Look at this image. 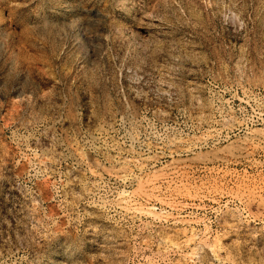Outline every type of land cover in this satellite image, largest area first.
Segmentation results:
<instances>
[{
    "label": "rangeland",
    "instance_id": "obj_1",
    "mask_svg": "<svg viewBox=\"0 0 264 264\" xmlns=\"http://www.w3.org/2000/svg\"><path fill=\"white\" fill-rule=\"evenodd\" d=\"M0 264H264V0H0Z\"/></svg>",
    "mask_w": 264,
    "mask_h": 264
},
{
    "label": "bare ground",
    "instance_id": "obj_2",
    "mask_svg": "<svg viewBox=\"0 0 264 264\" xmlns=\"http://www.w3.org/2000/svg\"><path fill=\"white\" fill-rule=\"evenodd\" d=\"M80 26H82V27H80ZM71 28V27H70ZM72 28H73V30L74 31H77L79 28H82L81 29V31L80 32H78V36L82 33V32H84L85 34H86V28H85V25L82 23V22H80V23H73L72 24ZM80 33V34H79ZM203 117H205V116H203ZM202 116H201V118H200V120L203 118ZM225 119V118H224ZM205 120V119H204ZM208 120V119H207ZM219 121V120H218ZM223 121V123H224V120H222ZM231 121V120H230ZM220 122H221V120H220ZM219 122V123H220ZM225 123H226V120H225ZM224 123V124H225ZM224 124H223V126H224ZM102 131V130H101ZM212 131V130H211ZM209 132V131H208ZM259 132V131H258ZM257 132V133H258ZM251 134H252V132H250ZM257 133H255V132H253V134L252 135H255V134H257ZM260 134H263L262 132L260 133ZM259 133L257 134L258 136H261ZM99 135V134H98ZM98 135H96L95 134V136L96 137H98L99 138V136ZM101 135H102V133H101ZM207 135H209V133L207 134ZM206 135V136H207ZM202 137V136H201ZM204 137V136H203ZM263 137V136H262ZM205 138H207V137H205ZM202 139V138H201ZM200 139V140H201ZM204 139V138H203ZM195 140V139H194ZM197 141L199 140V138L198 139H196ZM170 141V140H169ZM173 141V140H172ZM191 141H193V140H191ZM196 141V142H197ZM171 142V141H170ZM175 143V142H174ZM180 143V142H179ZM194 143V142H193ZM168 144V143H167ZM183 144V143H182ZM182 144H181V146H182ZM116 146L117 145H110V146H97L96 148H98V151L99 152H101L102 154H105V153H107V156H108V154L110 155L113 151H115L114 149L116 148ZM176 146H178V145H176ZM176 146H175V148H176ZM180 146V145H179ZM178 146V147H179ZM118 147V146H117ZM241 147V146H240ZM240 147H238V148H240ZM119 148V147H118ZM117 148V149H118ZM169 148H170V146H169ZM172 148V147H171ZM177 149V148H176ZM119 150V149H118ZM111 152V153H110ZM35 156H36V158H35ZM35 156H34V158H35V160H36V162L40 165V168H42V169H45V170H49L50 168L52 169V167L54 166V162L55 161H53V159H54V156H53V154H50V153H47V152H45V151H41L39 154H35ZM105 156V155H104ZM106 157V156H105ZM131 159V158H130ZM147 159H149V158H147ZM146 159V160H147ZM34 160V159H33ZM122 160V159H121ZM127 160H129L128 159V157L126 158V160H122V161H124V163L125 164H128L129 163V161H127ZM135 161V160H134ZM137 161V160H136ZM123 163V162H122ZM140 163H142V162H140ZM135 164V163H134ZM124 165V164H123ZM138 165V164H137ZM155 178L156 177H150V179L148 178L147 179V181L145 180L144 182H146V184L145 183H143V184H145V185H143L142 183H138V184H142L141 186H139L140 187V189H141V193H143L145 196H149V198L150 197H153V196H157L156 195V192H157V186H156V182H155ZM158 178V177H157ZM157 178H156V180H157ZM158 185V184H157ZM81 189H82V191H84V192H88L89 191V187H87L86 185H81ZM92 189V188H91ZM123 190V189H122ZM121 190V192L120 193H118V199H116L115 200V198H114V201H112L110 204L108 203H106V201L105 202H99V203H95V204H93V203H91L92 205L91 206H93V208L96 210L95 212H104L109 206H115V207H118V208H120V209H122L123 210V212L125 213V214H129L130 213V215H136V214H133V212L131 211L132 209H136V210H138V209H140V208H138L137 207V205H135L134 204V200H133V198L131 197V193L129 194L128 192H126V191H122ZM135 193H136V191H135ZM85 194V193H84ZM154 197V198H155ZM158 197V196H157ZM156 197V198H157ZM160 197V196H159ZM117 198V197H116ZM157 200H158V198H157ZM161 200V199H160ZM101 201V200H100ZM161 202H164V200H162ZM166 202V201H165ZM139 206V205H138ZM180 208V207H179ZM93 209V210H94ZM108 210V209H107ZM140 210H143V208L142 209H140ZM140 210H139V213H140ZM147 212H149V213H147L148 215L150 214V213H156V212H154L153 211V208L150 206V207H148L147 208ZM103 214V213H102ZM153 214V215H154ZM161 214V213H160ZM129 215V217H131ZM140 215V214H139ZM151 215V214H150ZM232 215V214H231ZM96 216V215H95ZM158 217V216H157ZM131 218H133V217H131ZM213 246V245H212ZM211 253H212V256L215 258V259H219L220 257H221V251H220V247L218 246V245H216L215 244V246H213V248H212V251H211Z\"/></svg>",
    "mask_w": 264,
    "mask_h": 264
}]
</instances>
